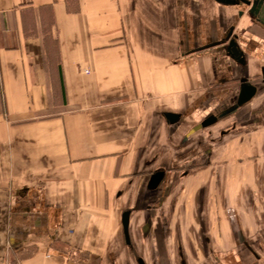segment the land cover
<instances>
[{"label":"crops","instance_id":"obj_1","mask_svg":"<svg viewBox=\"0 0 264 264\" xmlns=\"http://www.w3.org/2000/svg\"><path fill=\"white\" fill-rule=\"evenodd\" d=\"M238 11L0 0V264L264 259V28ZM241 77L257 93L198 127Z\"/></svg>","mask_w":264,"mask_h":264},{"label":"flooded vegetation","instance_id":"obj_2","mask_svg":"<svg viewBox=\"0 0 264 264\" xmlns=\"http://www.w3.org/2000/svg\"><path fill=\"white\" fill-rule=\"evenodd\" d=\"M241 4L245 7L244 9H246L247 11L251 9L250 10L251 13L248 11V15L252 18V20L256 24H258L260 27L264 28V0H262L261 2L259 0H251L250 5H248V6L246 4H244V3H241ZM224 46H225V43H223V46H222V50L223 51H225ZM262 80L264 81V74H262ZM238 86H239V89H238V93H237V96H236L234 102L232 104H230V105H227V106H224V107H222L220 109H217L213 113H211L208 116H206L203 120H201L198 123L199 126H200V128H208V127L214 125L215 123L223 120L224 118L230 116L232 113L235 112L234 110H236V109H234V107L236 106V103H237V100L239 99V96L241 94H243V93L249 92L252 89L253 84L251 82H249L247 79L241 77V78H239ZM254 87H255V91H254V94L253 95H255L257 93V88H258L256 86H254ZM232 109H234V110H232ZM209 117H213L214 118V121L211 124H208L206 126H202V123L205 122V120H207ZM196 130H198V129H195L194 131H196ZM194 131L192 130V133ZM220 136L223 137L224 134H222ZM208 138L210 140L211 139L212 140L216 139V138H214V137L211 136V132H209V137ZM206 152H207L208 155H210V151L209 150H207ZM202 248H204V246ZM178 249H179L178 252H179V255L181 257V261H179V263H176V264H186L184 262V259H182V254L180 253L182 247H181V249H180V247Z\"/></svg>","mask_w":264,"mask_h":264},{"label":"water","instance_id":"obj_3","mask_svg":"<svg viewBox=\"0 0 264 264\" xmlns=\"http://www.w3.org/2000/svg\"><path fill=\"white\" fill-rule=\"evenodd\" d=\"M218 2L224 3V4H228V5H236L237 3L241 2L246 4L247 6L250 5L251 0H216ZM260 2L262 0H259ZM251 10V9H250ZM248 10L250 13L251 11ZM233 31V26L230 27V29L228 30V32L225 34V36L221 39L220 42L218 43H225L224 46V53L228 56H230L231 58H234L235 60L239 61L240 63L244 62V54L242 52V50L238 47L237 41H236V35L232 34ZM255 91V87L253 86L252 89L247 92V93H243L239 96V99L237 100L236 106L234 107V109L239 106L242 105L244 102H246V100H248ZM244 95V96H243ZM232 109V110H234ZM166 117L174 119L176 116L172 115V114H165ZM214 121L213 117H209L207 120H205V122L202 123V126H206L208 124H211ZM200 127V126H198ZM164 174V172H155V176H162ZM129 210H126L124 212H122L121 215V224H122V232H123V237L124 240L127 244H130V238H129V231H128V225H129Z\"/></svg>","mask_w":264,"mask_h":264},{"label":"rangeland","instance_id":"obj_4","mask_svg":"<svg viewBox=\"0 0 264 264\" xmlns=\"http://www.w3.org/2000/svg\"><path fill=\"white\" fill-rule=\"evenodd\" d=\"M236 5L239 7L238 14H241L242 15V12H244L246 10V9H244L245 7L240 2L237 3ZM246 13L248 14V11L247 10H246ZM241 119L242 118H239L238 121L241 120ZM214 161H217V159H214ZM181 170H183V169H179V171H181ZM241 250L244 251L243 249H241ZM240 253H242V252L240 251ZM263 257H264V255H263ZM257 262H258V264H264V259H260Z\"/></svg>","mask_w":264,"mask_h":264}]
</instances>
